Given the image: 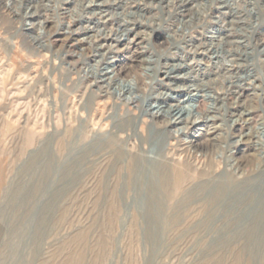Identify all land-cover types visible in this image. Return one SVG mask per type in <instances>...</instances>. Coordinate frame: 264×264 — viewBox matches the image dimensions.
I'll return each instance as SVG.
<instances>
[{"label": "rangeland", "instance_id": "obj_1", "mask_svg": "<svg viewBox=\"0 0 264 264\" xmlns=\"http://www.w3.org/2000/svg\"><path fill=\"white\" fill-rule=\"evenodd\" d=\"M105 1L114 6L83 13V0H50L34 23L24 27L6 7L0 8L5 14L0 27L8 28L0 29V58L14 44V70L24 69L19 79L0 73V264H264V0H196L188 8L180 0ZM12 4L7 3L19 11L25 5ZM229 5L235 11L226 14ZM209 8L218 30L231 29V39L217 37L219 33L205 34L206 40L197 35L195 13ZM80 16L75 40L61 46L67 27ZM106 17L110 20L104 23ZM132 20L131 30L122 32ZM105 33L113 37L99 50L88 47ZM37 35L47 49L34 41ZM27 51L39 54L26 57ZM95 78L97 85L91 82ZM132 78L130 85L122 81ZM230 81L245 86L242 94H221ZM196 92L204 95L200 111L213 103L210 115L186 131L176 163L192 171L200 163L197 148L208 146L212 158L222 162L215 167L218 174L224 167L233 173L234 180L226 179L228 190L214 206L206 201L215 182L197 192L191 185L194 196L182 201L157 186L154 172L162 137L155 136L151 114L159 110L167 119L178 112L186 115L195 101L189 95ZM216 92L221 99L213 102ZM130 98L138 104L130 111L145 121V159L131 174L121 170L116 178L120 203L111 212L115 175L105 172L111 163L89 155L90 150L103 152L106 137L89 132L87 119L94 103L108 100L99 115L112 124L121 107L127 110ZM181 126L170 131L180 132ZM86 130L89 137L83 139ZM203 202L206 206L199 207ZM174 211L199 218L171 223Z\"/></svg>", "mask_w": 264, "mask_h": 264}, {"label": "bare ground", "instance_id": "obj_2", "mask_svg": "<svg viewBox=\"0 0 264 264\" xmlns=\"http://www.w3.org/2000/svg\"><path fill=\"white\" fill-rule=\"evenodd\" d=\"M10 3V5H13L12 3H15L16 1L18 2H22L24 3V7L21 8V10L19 11L18 9L15 11L13 6L7 5L8 2ZM0 0V8L2 7H6V12L7 14H9V16L11 15L12 18H14V20L16 21V23H19L21 25V27H24L26 25V22H29L30 24H33L34 21L39 17V14L41 13V11H45V3L50 2V0ZM69 1V0H66ZM179 1V0H178ZM196 0H180V4L181 6L183 5V7H192L191 5L194 4L193 2H195ZM199 1V0H197ZM63 2V1H62ZM65 2V0H64ZM84 3H82L81 9L83 13H90L93 10H99V11H106L109 8H112L114 6V4L112 3H106L105 0H83ZM212 2V1H211ZM31 3H35L34 6H31ZM178 4V3H177ZM198 4V3H197ZM225 4V3H224ZM207 6V5H206ZM224 6V5H223ZM221 7V6H219ZM182 8V7H181ZM226 14L228 13H234V8L229 6H226ZM190 9V8H189ZM199 9V8H196ZM4 10V9H3ZM180 10V9H179ZM182 10V9H181ZM180 10V11H181ZM193 10V9H191ZM189 10H187L188 12ZM210 12L205 13V11L201 12L198 10L197 13L198 16L196 17V26L198 27V31H197V35L200 36V39H204L206 40V37L204 36L205 34H210V36L213 33H219L217 35V37H223L225 40H229L233 37V33L231 31V29L228 28V30L224 31L223 27L222 29L219 28L218 30V24L216 22V19H212L213 15H212V11L209 8ZM3 12V11H2ZM1 12V13H2ZM56 12V11H55ZM183 12V11H182ZM200 12V13H199ZM237 12V11H236ZM0 13V22L2 17H5L4 12L1 15ZM172 13V12H171ZM192 13V11H191ZM242 13V12H241ZM184 14V13H183ZM189 14V12H188ZM217 14V13H216ZM225 14V13H224ZM81 17V16H80ZM110 17V16H109ZM221 17V16H220ZM6 19V18H5ZM81 18H78L77 20H73L72 24H70L67 27V32L65 34L64 37V43L61 44V46L66 45V43L69 40H75L73 39L74 36L76 35V30L77 28H75L76 25H78L80 23ZM110 19L108 17H106L104 19V23L108 22ZM242 22V21H241ZM43 27L42 28H46L47 23L46 21H43ZM136 22L135 20H132L129 24H126V26H124V28H121L122 32H129L131 30V26L134 25ZM195 23V22H194ZM220 23V22H219ZM28 24V23H27ZM40 24V23H39ZM236 24V23H235ZM146 25V24H145ZM42 26V25H40ZM194 26V25H193ZM221 26V25H220ZM219 26V27H220ZM20 27V29H21ZM123 27V25H122ZM222 27V26H221ZM228 27V26H227ZM233 27V26H232ZM11 28V27H10ZM39 28V27H37ZM1 30H3V32H8V28H2L0 27ZM19 29V28H18ZM40 29V28H39ZM134 29V28H133ZM43 31V30H42ZM224 31V32H223ZM13 32V31H12ZM234 32V31H233ZM1 33V32H0ZM40 34V33H39ZM125 34V33H124ZM112 35V34H111ZM206 35V36H207ZM222 35V36H221ZM209 36V37H210ZM216 36V35H214ZM241 36V35H240ZM113 37V36H112ZM112 37L109 35V33H105L102 37L100 38H96L93 39L90 43H88V47L90 49H93L94 51L99 50L106 41L111 40ZM116 37V35H115ZM120 37V36H119ZM212 37V36H211ZM117 38V37H116ZM220 38V39H221ZM34 41H36V43H39L38 45L41 47H44L45 49V42H42V38L37 35L36 37H34ZM48 39V38H47ZM120 39V38H119ZM215 39V38H214ZM245 39V38H244ZM50 40V39H49ZM48 40V41H49ZM79 40V39H78ZM189 40V39H188ZM209 40V39H208ZM211 40V39H210ZM209 40V41H210ZM226 40V41H227ZM5 41V40H4ZM53 41V40H52ZM186 41V40H185ZM191 41V40H190ZM225 41V42H226ZM234 41V40H233ZM74 42V41H73ZM202 42V41H201ZM236 42V41H235ZM49 43H51L53 45V43L50 41ZM50 44V45H51ZM220 44V43H219ZM232 44V43H231ZM48 45V42H47ZM49 45V46H50ZM69 45V44H68ZM233 45V44H232ZM6 48V47H5ZM8 48V49H7ZM6 51L10 50L9 52L7 51V54L5 57H1L0 58V73L2 71H4V73L6 72L7 77H11V75H17L16 79H19L21 75V73L23 72V70H21L20 68H17L14 70V66H15V58H17L18 56H16L15 52L17 49V46L13 45H7ZM10 48V49H9ZM176 49V48H175ZM207 49V48H206ZM212 49V48H211ZM5 50V49H4ZM168 51V50H167ZM173 51V50H170ZM176 51V50H175ZM191 51V50H190ZM219 51V50H218ZM102 52V51H101ZM104 52V51H103ZM89 53H91L89 51ZM96 53V52H95ZM169 53V52H168ZM189 53V52H188ZM232 53V52H231ZM245 53V52H244ZM27 54V55H26ZM26 57H33L38 55L39 53H37L36 51L34 52H30L27 51L26 53ZM175 54V53H174ZM223 54V53H222ZM229 54V53H228ZM235 55L234 53L231 54ZM93 56V54H92ZM171 56V55H170ZM217 56V55H216ZM226 56V55H225ZM230 56V57H231ZM229 57V58H230ZM2 58H5V61L2 60ZM217 58V57H216ZM247 58V57H246ZM144 59V58H143ZM237 59V58H236ZM200 60V59H199ZM238 60V59H237ZM233 61V60H230ZM79 61H76V64ZM81 62V61H80ZM193 62V61H192ZM202 62V61H201ZM216 62V61H215ZM234 62V61H233ZM238 63V62H237ZM194 64V63H193ZM219 64V63H218ZM232 65V64H231ZM240 66V64H238ZM7 66V67H6ZM80 66V65H79ZM34 67V66H33ZM77 67V66H76ZM190 67V66H189ZM228 67V66H227ZM233 67V66H232ZM9 68V69H8ZM27 68V66H26ZM206 68V67H205ZM221 68V66H220ZM224 68V67H223ZM235 68V67H234ZM28 69V68H27ZM75 69V68H74ZM204 69V68H203ZM236 69V68H235ZM235 69H229L230 72H233ZM238 69V68H237ZM53 70V69H52ZM168 70V69H167ZM14 71H16L14 73ZM176 71V70H175ZM174 71V73H175ZM37 72V71H36ZM236 72V71H235ZM238 72V71H237ZM236 72V73H237ZM102 73V72H101ZM100 73V74H101ZM108 73V72H107ZM171 71H165V75L167 77H169V75H171ZM219 73V72H218ZM103 74V73H102ZM177 74V73H176ZM31 75V74H30ZM88 75V74H87ZM105 75V74H104ZM104 75H101L102 77ZM179 75V74H178ZM100 76V75H99ZM88 77V76H87ZM234 77V76H233ZM13 78V77H12ZM85 78V77H84ZM101 77H99L100 79ZM4 79V78H3ZM6 79V76H5ZM35 79V78H34ZM80 79V78H78ZM90 79V78H89ZM88 79V80H89ZM77 80V79H76ZM234 80V79H233ZM36 81V80H35ZM78 81V80H77ZM123 82H126L127 84H132L133 82V78L129 79V80H124L122 79ZM121 81V82H122ZM239 81V80H236ZM80 82V81H79ZM91 82L94 85H97V83H99V81L97 80V78L92 79ZM122 82V83H123ZM256 82V81H255ZM17 83V82H16ZM72 83V82H71ZM229 83V82H228ZM85 84V83H84ZM236 84V83H235ZM233 83V81H230L229 85H228V89L225 91H221V94H223L225 97L227 94H240L243 90L245 86H241V85H235ZM238 84V83H237ZM70 85V84H69ZM123 85V84H121ZM38 86V85H37ZM84 86V85H83ZM127 86V85H126ZM151 87V86H150ZM73 89V87H72ZM137 89H139V87H137ZM145 89V88H144ZM83 90V89H82ZM88 91V90H87ZM199 91V90H198ZM202 91V90H201ZM200 91V92H201ZM261 91V90H260ZM43 93V92H42ZM69 93V92H68ZM80 93V92H79ZM78 93V94H79ZM103 93V92H101ZM106 93V92H105ZM140 93V92H139ZM215 94V93H214ZM221 94H218V92H216L215 99L212 100L217 101L218 99H221ZM242 94V93H241ZM64 95V94H63ZM82 95V94H81ZM106 95V94H105ZM142 95V94H141ZM140 95V96H141ZM39 96V95H38ZM204 95L199 94L198 92H196L195 94H190L189 95V99L190 100H195L194 101V105L190 106V108L186 109V115L180 114L179 112L176 113V117L173 119H170L164 116V114H162V112H160L159 110L153 112L151 114V120H152V125H154L155 130H156V134L155 136H159L162 137L161 138V142L159 145V151L156 154L157 155V160L155 161L154 159V172L157 178V186H159V188L162 191H165L167 193V195L174 197V196H178V200H189V197L191 198V196L194 194L192 193V187H190L191 185H193V188H196L197 190H195V192L197 191H202L203 189L207 188V186L209 185V183L211 182H215L214 184V188H213V193L212 195L208 198V200L206 201L207 205H213L215 203L218 204V202L222 199V197L224 196L225 190L227 191V183H226V179H228V181H230L229 179L234 180V176L233 173L226 167H224V170L222 173L218 174L217 169H215V167L221 162L220 159L218 158H212L211 156V151L209 150L208 146H199L197 149H199L202 153L200 158H197L198 161H200L199 163V167H194V169L192 171H187L186 169H182L180 167L179 164L176 163V157H179L178 159H180V156L182 155V151H179L178 146L180 145L181 140L183 139L182 137L186 135V131L193 127L194 125L197 124V122H199V120H202L204 118L208 117V114L210 113V107L213 104L211 102L210 106L206 105L204 111H200L198 109L199 107V99L203 98ZM210 96V95H209ZM228 96V95H227ZM60 98V97H59ZM212 98V97H211ZM57 99V98H56ZM64 99V98H63ZM89 101V98H87ZM101 99V98H100ZM99 99V100H100ZM147 99V97H146ZM208 99V98H207ZM129 100H131L129 102V105L127 107L126 111H123V108L121 107V109L119 110L118 113V118L117 121L113 122L112 124H110L108 122V118H104L102 115H99V113H102V111L106 108V105L109 104L110 101L106 100V101H99L95 104V108H93L92 113L88 116L87 121L89 122V127L90 129L88 130L89 132H95L97 133V135L99 136H104L103 138L104 141L102 142V148H103V152L101 154H97V152H93L90 150L91 154H89L90 156L93 157L94 160H97V158L102 157L101 160H105V164L107 163L110 164L111 163V169L110 171L105 170L106 172V176L109 177V175L114 174L115 175V183L114 185L111 187V191H110V198L108 201V207L111 210H115L118 208L119 205V198L117 195V180L116 178L121 174V170H125V173L127 174H131L133 171L136 170V168H138L139 163H142L143 156L145 155V150H146V146H147V136L145 133V121L144 119H141L139 117L138 114H136L135 112H131L130 109L132 108L131 105H133L134 107H138V104H135V100H133V98H130ZM235 100V99H234ZM87 101V102H88ZM221 101V100H220ZM90 103V102H89ZM88 103V104H89ZM165 103V102H164ZM221 103V102H220ZM51 104V103H50ZM92 104V103H91ZM90 104V105H91ZM153 104V103H152ZM219 104V103H218ZM217 104V105H218ZM89 105V106H90ZM222 105V104H221ZM51 106V105H50ZM113 106V105H112ZM117 108V107H116ZM140 108V107H139ZM125 109V107H124ZM235 109V108H234ZM80 110V109H79ZM216 110V109H214ZM117 111V110H116ZM234 111V110H233ZM237 111V110H236ZM51 112V111H49ZM144 112V111H143ZM47 115V114H46ZM67 115V114H66ZM210 115V114H209ZM87 116V115H86ZM114 121V120H112ZM158 121L160 122L158 125ZM162 121V122H161ZM82 124V123H81ZM99 124L98 129L95 131V126ZM177 124L182 125L179 129H181V131H177V132H171L170 128L173 126H176ZM85 125V124H84ZM149 124L147 123V126ZM83 126V125H82ZM151 126V125H150ZM82 128V127H80ZM85 129V128H84ZM172 129V128H171ZM236 129V128H235ZM191 130V129H190ZM88 131L86 130L84 135L82 136L83 139H88L89 135H87ZM192 131V130H191ZM93 133V134H95ZM92 134V133H91ZM148 135V134H147ZM149 136V135H148ZM155 138V137H154ZM100 139V138H99ZM102 139V138H101ZM155 140V139H154ZM159 140V139H158ZM184 140V139H183ZM196 142V141H195ZM98 143V142H97ZM67 144V143H66ZM94 144V143H93ZM100 145V144H99ZM58 148L60 150V154L61 151H63L64 149V140H60L58 141ZM156 153V152H155ZM84 154V153H83ZM148 154V153H147ZM82 155V154H81ZM85 155V154H84ZM98 155V156H97ZM155 155V154H154ZM153 155V156H154ZM263 156V155H262ZM80 157V156H79ZM85 157V156H84ZM261 157V156H260ZM262 158V157H261ZM263 159V158H262ZM148 161V160H147ZM94 162V161H93ZM122 163L124 165H122ZM150 163V162H149ZM104 164V163H103ZM226 164V163H225ZM245 164V163H244ZM95 165V164H94ZM106 165V166H107ZM195 165V164H192ZM104 166V165H103ZM110 166V165H109ZM108 166V168H109ZM141 166V165H140ZM151 167V166H150ZM261 167V166H260ZM98 168V167H97ZM105 168V167H104ZM255 168V167H254ZM263 168V166H262ZM140 169V168H139ZM142 169V168H141ZM151 169V168H150ZM234 169V168H233ZM237 169V168H236ZM153 172V171H152ZM191 172V173H188ZM258 172V171H257ZM256 172V173H257ZM96 173V172H95ZM98 173V172H97ZM102 173V172H101ZM142 173V172H141ZM235 173V172H234ZM154 174V173H153ZM264 174V173H262ZM145 175V174H144ZM154 175V176H155ZM105 176V177H106ZM112 176V175H111ZM110 176V177H111ZM138 177V176H137ZM141 177V176H140ZM139 177V179H141ZM104 178V176H103ZM107 178V177H106ZM105 178V180H106ZM259 178V177H258ZM97 179V178H96ZM119 179V177H118ZM250 179V178H249ZM253 179V178H252ZM108 180V179H107ZM111 180V179H110ZM246 180V177H245ZM263 180V179H262ZM90 181V180H89ZM96 181V180H95ZM248 181V180H247ZM252 181V180H251ZM145 182V181H144ZM155 182V179H154ZM153 182V183H154ZM244 182V181H243ZM249 182V181H248ZM258 182V181H256ZM262 182V181H261ZM152 183V184H153ZM239 183V182H237ZM255 183V182H254ZM97 185L96 188H100L101 186V182L100 179L97 180V182L95 183ZM241 184V183H240ZM244 184V183H243ZM247 184V183H245ZM263 184V183H262ZM156 186V184H154ZM153 185V187H154ZM237 185V184H234ZM252 185V184H251ZM106 186V185H105ZM233 187V186H231ZM239 187V186H237ZM244 187V185H243ZM242 187V188H243ZM249 187V186H248ZM156 188V187H155ZM158 188V187H157ZM229 188V187H228ZM241 188V189H242ZM250 188V187H249ZM253 188V187H252ZM90 189V188H89ZM240 189V190H241ZM248 189V188H247ZM251 189V188H250ZM106 190V189H105ZM212 190V189H211ZM234 190V189H233ZM245 190V189H244ZM262 190V189H261ZM92 191V190H91ZM155 191V190H154ZM230 191V190H229ZM236 191V188H235ZM156 192V191H155ZM194 192V190H193ZM205 192V191H204ZM192 193V194H191ZM255 193V192H254ZM253 193V194H254ZM260 193V192H259ZM75 194V193H74ZM126 194V193H125ZM156 194H159L156 192ZM208 194V193H207ZM228 194V193H227ZM230 194V193H229ZM242 194V193H241ZM95 195V194H94ZM205 195V194H204ZM249 195V194H248ZM262 195V194H261ZM203 196V194H202ZM232 196V195H231ZM234 196V195H233ZM204 197V196H203ZM252 197V196H251ZM148 198V197H147ZM202 198V197H201ZM233 198V197H232ZM101 199V198H100ZM230 199V198H228ZM199 200V199H198ZM201 200V199H200ZM225 200V198H224ZM103 201V200H102ZM177 201V200H176ZM228 201V200H227ZM227 201H226V205H227ZM229 201H232V199H230ZM234 201V200H233ZM242 201V199H241ZM252 201V200H251ZM192 202V201H191ZM97 203V200L94 201V204ZM190 203V202H189ZM220 203V202H219ZM233 203V202H232ZM231 203V204H232ZM243 203V202H242ZM84 204V203H83ZM93 204V203H92ZM176 204V203H175ZM187 204V203H186ZM222 204V203H221ZM229 204V203H228ZM107 205V204H105ZM224 205V204H223ZM239 205V204H238ZM182 206V205H181ZM203 207L206 206L205 203H201L199 205V207ZM176 207V206H175ZM186 207V205L184 206ZM218 207V205L216 206ZM227 207V206H226ZM234 207V206H233ZM210 208V207H209ZM228 208V207H227ZM179 209V208H178ZM206 209V208H205ZM211 209V208H210ZM220 209V208H219ZM158 210V209H157ZM185 210V209H184ZM199 210V209H197ZM215 210V209H214ZM217 210V209H216ZM247 210V209H246ZM208 211V210H206ZM213 211V210H212ZM226 211V210H225ZM242 213V212H241ZM213 214V212H212ZM217 214V213H216ZM205 215V214H204ZM209 215V214H208ZM198 217L199 214H188L186 213V211L181 212V211H174L171 213V215L169 216L168 221H170L171 223H178L181 221H184L186 219V217ZM213 216V215H212ZM233 216V215H232ZM259 217V216H258ZM261 217V216H260ZM264 217V216H263ZM199 218V217H198ZM202 218V217H201ZM207 218V217H205ZM211 218V217H210ZM221 218V217H220ZM225 219V218H224ZM256 219V218H255ZM152 220V219H151ZM207 219H205L206 221ZM211 220V219H210ZM258 220V219H257ZM108 221L112 222L113 221V215L112 213L109 215L108 217ZM123 221V219H122ZM198 221V220H197ZM219 221V220H218ZM259 221V220H258ZM257 222V221H256ZM261 222V221H260ZM207 223V222H206ZM227 223V222H226ZM259 223V222H258ZM78 238L80 240L83 239L82 234L78 235ZM108 249V248H107ZM79 256H81V253L79 254ZM78 257V256H77ZM82 258V257H81ZM68 259H71L70 257H68ZM79 259V258H78ZM76 261V260H75ZM74 261V262H75ZM73 262V261H72ZM80 262V261H79Z\"/></svg>", "mask_w": 264, "mask_h": 264}]
</instances>
